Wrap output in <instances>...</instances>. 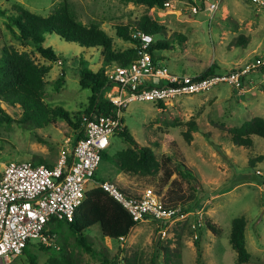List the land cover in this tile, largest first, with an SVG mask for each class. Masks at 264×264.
Here are the masks:
<instances>
[{"label":"rangeland","instance_id":"374dc122","mask_svg":"<svg viewBox=\"0 0 264 264\" xmlns=\"http://www.w3.org/2000/svg\"><path fill=\"white\" fill-rule=\"evenodd\" d=\"M60 0H0V7L16 2L28 10L45 15ZM75 17L84 24L95 22L112 39V47L129 44L115 33L116 23H135L143 14L164 25V33L153 34L166 39L164 48H156L161 64L168 71L193 73L211 63L218 70L241 64L264 47V11L251 0H219L213 12L192 13L188 0H170L158 7L130 0H67ZM0 16V46L11 44L24 50L38 63L49 64L43 78V101L50 107L59 105L71 117L87 104L89 89L78 85L77 68L86 65L96 69L101 64L99 47H84L66 41L55 33H45L43 44L50 45L63 60H47L32 45L20 43L3 24ZM178 35L184 38L179 39ZM239 36L244 41H239ZM82 61V62H81ZM63 76L55 88L53 80ZM12 119L0 121V169L14 159L35 160L41 157L54 163L65 136L72 141L75 130L64 119L50 114L25 124L18 122L20 107L0 102ZM252 115L264 118V81L235 91L220 83L204 92L182 94L162 101L132 100L123 108L122 120L138 144L148 145L158 161L153 175L142 176L117 170L108 159H100L92 178L109 179L129 192L150 188L170 202H179L186 214L157 223L141 220L123 239L103 236L96 223L87 231L93 253L64 236V244L80 258L81 264H102L101 253L108 260L123 264H264V138L251 134L252 144L240 146L228 137V128ZM188 121L194 123L188 128ZM190 133L186 141L183 133ZM108 154L129 144L115 132L109 135ZM253 165H250V160ZM168 171L164 181V172ZM98 181V180H96ZM93 182L89 180L87 186ZM158 190V191H157ZM201 211L199 224L196 211ZM243 215L244 245L248 260L236 263L235 252L227 237L230 220ZM210 220L220 227L213 234L204 225ZM198 235L200 262L196 261L194 235ZM62 239V238H61ZM59 235L41 241L53 245ZM30 238L27 253L34 254L36 264H47L48 250ZM57 244V243H56ZM28 254H19L7 264H30Z\"/></svg>","mask_w":264,"mask_h":264},{"label":"trees","instance_id":"16d2710c","mask_svg":"<svg viewBox=\"0 0 264 264\" xmlns=\"http://www.w3.org/2000/svg\"><path fill=\"white\" fill-rule=\"evenodd\" d=\"M130 1L147 6L163 7V3L167 0ZM0 16L4 17L3 24L15 39L20 43L32 45L42 57L50 61L63 59L50 45L43 44L45 33H55L60 38L76 42L80 46L99 47L101 64L96 69L86 65L77 68L78 85L87 87L89 93L87 104L82 108V111L71 117L70 113L63 107L59 105L50 107L43 101L42 90L45 84L43 76L48 71L49 64L36 62L28 52L17 50L11 44L3 43L0 46V102L8 105H18L20 107V117L16 120L25 124L35 122L38 118L45 119L48 114L61 117L75 130L72 142L82 135L81 121L83 115L91 117L99 113H106L109 110L110 103L102 95L111 83L103 72L104 65L110 63L125 64L135 56L130 31L141 29L151 34H162L165 31L164 25L150 19L146 14L141 15L134 24L129 22L116 23L114 25L116 35L130 43L121 49H114L112 39L105 30L95 22L84 24L78 20L69 7L67 0H60L45 15L32 12L19 3L11 2L5 7H0ZM177 36L179 39L184 38L183 35L177 34ZM238 39L240 42L244 41L242 36H239ZM168 43L166 39H154L151 45L154 48H164L168 46ZM215 67L216 65L211 63L202 69L201 74L218 70ZM62 81V75L55 78L53 80L54 87L57 88ZM157 104L162 105V101L158 100ZM11 120L14 119L0 106V121L9 122ZM187 123L188 128L194 127L192 121ZM117 133L123 137L129 146L116 150L111 154L102 151L100 159H108L121 172L142 176L153 175L157 171L159 163L152 149L148 145L138 144L124 125ZM251 134L264 138V118L262 116L252 115L243 119L238 125L228 128V137L236 145L250 146L252 144ZM183 135L186 141L190 139V133L187 129ZM34 159L31 161L50 165L39 156L34 157ZM249 163L253 165V160L251 159ZM164 176L165 181L168 171L164 172ZM96 180L99 181V179ZM262 184H264V181H262ZM118 188L127 195L134 197L139 195L137 191L129 192L122 187L118 186ZM162 199L166 204L175 203L165 198ZM136 222L131 219L127 211L116 200L100 186L94 185L84 190L83 198L74 208L70 220L51 216L46 221L42 229V234L46 237V240L49 241L55 235H59L60 239L62 238L61 241H56L57 244L53 243V245H44L37 240V246L49 251L46 257L47 264H81L80 258L66 248L64 236H73L76 243L82 246L84 250L93 253L87 231H85L86 228L88 229L96 223L103 236L118 239L119 236L124 238ZM204 225L213 234H218L220 231V227L208 219L204 220ZM244 225L243 215L235 216L230 220L227 240L235 252L234 261L236 263H244L249 257V252L244 245ZM193 243L196 249V261L200 262V246L197 234L193 238ZM27 245L28 242L21 253L28 254L30 264H36L34 254L27 253ZM99 252L102 256L100 258L102 264L119 263L111 259L108 260L103 251Z\"/></svg>","mask_w":264,"mask_h":264},{"label":"built area","instance_id":"2783aa9c","mask_svg":"<svg viewBox=\"0 0 264 264\" xmlns=\"http://www.w3.org/2000/svg\"><path fill=\"white\" fill-rule=\"evenodd\" d=\"M264 11V0H251ZM167 0L163 5H168ZM192 13L213 12L219 0H190ZM135 56L125 64H105L103 72L111 82L104 90L110 107L106 113L82 116V135L73 142L65 136L59 146L56 161L50 165L29 159H10L0 169V264H7L21 254L30 238L45 241L42 229L49 217L70 220L74 208L81 202L84 190L98 185L116 200L134 221L154 220L157 223L186 212L180 203L166 204L150 188L137 197L127 195L109 179L92 178L109 146V135L122 129L123 108L132 100H166L182 94L204 92L226 83L235 91H243L248 84L264 81V47L241 64L227 69L203 73L168 71L154 54L153 34L135 29L130 31ZM93 183L87 186V182ZM200 223L201 211H196ZM196 234L194 235V237ZM118 239H123L119 236Z\"/></svg>","mask_w":264,"mask_h":264},{"label":"water","instance_id":"95a60500","mask_svg":"<svg viewBox=\"0 0 264 264\" xmlns=\"http://www.w3.org/2000/svg\"><path fill=\"white\" fill-rule=\"evenodd\" d=\"M117 264H119V263H117Z\"/></svg>","mask_w":264,"mask_h":264}]
</instances>
